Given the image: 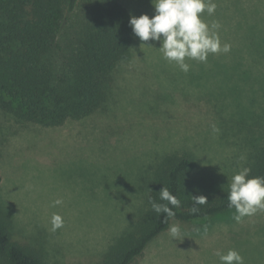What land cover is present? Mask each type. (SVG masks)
<instances>
[{
	"label": "rangeland",
	"instance_id": "1",
	"mask_svg": "<svg viewBox=\"0 0 264 264\" xmlns=\"http://www.w3.org/2000/svg\"><path fill=\"white\" fill-rule=\"evenodd\" d=\"M120 1L130 16L154 15L151 0ZM214 2V15L202 18L220 23L228 53L210 54L207 63L187 60L190 70L183 72L156 51L159 42L133 34L131 59L116 71L104 113L55 129L19 125L0 113V204L13 240L41 249L44 264H95L135 222L168 154H192L195 175L219 181L242 168L245 150L229 122L231 100L219 87L238 83L237 75L223 71L233 50L244 46L247 0ZM57 199L63 203L53 207ZM53 213L63 218L55 232ZM234 214L174 221L180 236L174 240L167 230L135 264H220L216 253L228 249L238 251L244 264H264V212L241 223Z\"/></svg>",
	"mask_w": 264,
	"mask_h": 264
},
{
	"label": "trees",
	"instance_id": "2",
	"mask_svg": "<svg viewBox=\"0 0 264 264\" xmlns=\"http://www.w3.org/2000/svg\"><path fill=\"white\" fill-rule=\"evenodd\" d=\"M246 7L244 46L233 50L223 71L237 75L238 83L219 91L229 93V122L245 150L242 168L264 177V0H247ZM130 17L120 0H0V113L19 125L54 129L104 113L115 73L131 59ZM195 167L188 152L163 157L135 222L95 264H135L174 221L211 220L235 211L228 207L230 180L198 177ZM163 186L181 201L167 223L149 203L150 196L160 202ZM197 195L208 204L190 214L191 196ZM40 250L13 240L0 204V264H44Z\"/></svg>",
	"mask_w": 264,
	"mask_h": 264
},
{
	"label": "clouds",
	"instance_id": "3",
	"mask_svg": "<svg viewBox=\"0 0 264 264\" xmlns=\"http://www.w3.org/2000/svg\"><path fill=\"white\" fill-rule=\"evenodd\" d=\"M151 2L154 8V15L151 18L147 14L130 17L132 32L141 42H159L160 47L156 51L162 53V58L167 62L176 64L181 71L190 70L187 60L207 63L210 54L228 53L231 50L230 44L221 43L220 23L213 21L209 25L202 18L205 12L209 16L214 15L217 8L214 0H151ZM212 131L216 133L219 129L213 125ZM241 159L245 157L242 156ZM250 173V168L243 167L234 173L227 183L228 207L235 209L232 219L236 223H241L245 217L253 216L257 212H264V177H251ZM159 201L149 197L152 210L158 216L164 214L165 223L174 219L176 213L173 209L181 206L180 199L163 186L159 192ZM191 201L190 214H198L200 206L208 204L207 197L203 195L191 196ZM62 203V200L57 199L53 201L52 206ZM51 226L53 232L62 228L63 218L53 213ZM168 231L175 240L180 236L181 229L179 225L172 224ZM216 255L220 264H244L243 257L234 249L218 251Z\"/></svg>",
	"mask_w": 264,
	"mask_h": 264
}]
</instances>
